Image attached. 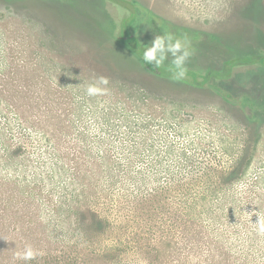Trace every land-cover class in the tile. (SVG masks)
I'll return each mask as SVG.
<instances>
[{
    "label": "rangeland",
    "instance_id": "rangeland-1",
    "mask_svg": "<svg viewBox=\"0 0 264 264\" xmlns=\"http://www.w3.org/2000/svg\"><path fill=\"white\" fill-rule=\"evenodd\" d=\"M256 1L0 0V264H173L198 239L212 256L181 264H264V65L215 75L264 56ZM165 33L196 76L129 64L124 42ZM100 76L108 93L88 96ZM81 205L116 231L89 235ZM154 246L160 262L139 253Z\"/></svg>",
    "mask_w": 264,
    "mask_h": 264
},
{
    "label": "trees",
    "instance_id": "trees-1",
    "mask_svg": "<svg viewBox=\"0 0 264 264\" xmlns=\"http://www.w3.org/2000/svg\"><path fill=\"white\" fill-rule=\"evenodd\" d=\"M3 1H5L6 3H12L15 1H23V0H3ZM255 4L258 5V8H259L260 13H261L263 11L262 7H260L261 6V0H257ZM259 33L262 34L260 31H259ZM261 37H259V39L261 40V42H264V35ZM124 44H125V46H127V49H128L129 55L126 56V59L129 62V64L141 66L143 64L142 53L144 51V48L136 40H133V41L127 40V42H124ZM251 62L252 63L253 62H259L262 65H264V56H261L260 58H249V59L248 58H239V59L229 60L225 63V65L223 67L224 72L223 73H215V75L227 77V76L231 75L232 70L235 68V66H237L239 64L251 63ZM144 67L152 73L160 74L162 76H169V77L172 76V73L170 71H165L162 68L157 69L154 66H150V65H144ZM187 74H190L191 76H196L195 74H191L188 71H187ZM211 74H209V75H211ZM201 77L203 79H205L203 76H201ZM194 79H195L194 82L197 84L203 85L206 83V81L203 83H200L198 78H196V77H194ZM206 80H207V78H206ZM9 154L13 157V152L10 151ZM111 174H112V172H111ZM189 207L193 208V206H190V205H189ZM75 215L78 218V221L80 222V228L83 229L85 232H87L89 235H90V233H93L95 235L106 236V235H108V233H113L117 229L116 221L109 220L107 217L102 216L100 214V212H98V210H92L87 205L79 206V208L76 210ZM182 230H183V228L178 227L177 232H179V231L182 232ZM258 239L259 238L257 236L250 237V240L252 242H256ZM189 245H190L189 247L186 246V248L183 249L185 253H188V256L183 257V258H174L172 261L173 264H181L182 261L186 262L184 260H186V258H189L190 253H192V252L195 253V250L201 249L202 247L204 250H207L206 256H212L213 251L211 249L210 250L207 249L205 247V245L203 244V242L200 241L199 239L197 242H195V241L190 242ZM248 245H250V242H248ZM117 247L118 246L110 247L108 250L109 251L108 253H110V255H112V259H121L122 260V259H124L126 252H125V250L117 248ZM250 247H253V246L250 245ZM175 249H177V247H175ZM139 250H140L139 253L141 255L150 257V258H147V259H149V261H150V259L155 261V262H160V260H162L163 251H162L161 247L154 246L150 251H147V252L143 251L140 248H139ZM100 253L101 252H98V254H96V257H101ZM105 253L106 252H103L102 255ZM206 256H204L200 253L195 255L196 259L202 260V262H206V258H205ZM204 264H206V263H204ZM238 264H241V263H238Z\"/></svg>",
    "mask_w": 264,
    "mask_h": 264
},
{
    "label": "clouds",
    "instance_id": "clouds-1",
    "mask_svg": "<svg viewBox=\"0 0 264 264\" xmlns=\"http://www.w3.org/2000/svg\"><path fill=\"white\" fill-rule=\"evenodd\" d=\"M169 55L172 57L169 71L172 73V79L179 81L183 80L187 75L186 64L191 56L189 50V41L187 37L179 38L175 37L171 33H165L162 35H156L151 43V46H144L142 53V60L144 65L154 66L155 68H161ZM109 79L104 76L98 77L94 82L85 85L86 94L88 96H98L107 94L109 89L107 85ZM259 227L258 230L264 233V216L258 215ZM38 253L31 247L25 246L23 251H18L15 254V258L23 260L25 262L33 260ZM42 255V253H40Z\"/></svg>",
    "mask_w": 264,
    "mask_h": 264
}]
</instances>
